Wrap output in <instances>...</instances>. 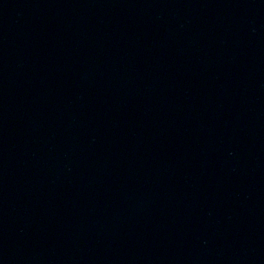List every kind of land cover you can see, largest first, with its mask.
Masks as SVG:
<instances>
[{
    "label": "water",
    "instance_id": "obj_1",
    "mask_svg": "<svg viewBox=\"0 0 264 264\" xmlns=\"http://www.w3.org/2000/svg\"><path fill=\"white\" fill-rule=\"evenodd\" d=\"M0 264H264V0H0Z\"/></svg>",
    "mask_w": 264,
    "mask_h": 264
}]
</instances>
